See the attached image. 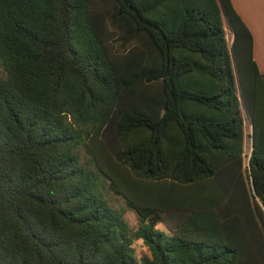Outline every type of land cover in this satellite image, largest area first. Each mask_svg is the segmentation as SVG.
<instances>
[{
	"label": "trees",
	"instance_id": "1",
	"mask_svg": "<svg viewBox=\"0 0 264 264\" xmlns=\"http://www.w3.org/2000/svg\"><path fill=\"white\" fill-rule=\"evenodd\" d=\"M0 264H264V74L231 0H0Z\"/></svg>",
	"mask_w": 264,
	"mask_h": 264
},
{
	"label": "crops",
	"instance_id": "2",
	"mask_svg": "<svg viewBox=\"0 0 264 264\" xmlns=\"http://www.w3.org/2000/svg\"><path fill=\"white\" fill-rule=\"evenodd\" d=\"M231 2L253 37V59L258 71L264 74V0Z\"/></svg>",
	"mask_w": 264,
	"mask_h": 264
},
{
	"label": "rangeland",
	"instance_id": "3",
	"mask_svg": "<svg viewBox=\"0 0 264 264\" xmlns=\"http://www.w3.org/2000/svg\"><path fill=\"white\" fill-rule=\"evenodd\" d=\"M225 26H226L228 44L231 45L233 35L226 21H225ZM244 123H245V133H246L245 153L247 155V158H246V163H247L249 159V155L251 153V140L249 138V135L251 133V128H250L249 120L245 113H244ZM105 198L107 199V201L109 202L112 208L116 210L126 211L125 217L128 220L131 227L136 228L138 226V217L136 213L126 208V205L121 197L115 195L114 193H107L105 194ZM137 247H138V252L141 253L142 252L141 241L136 242V248Z\"/></svg>",
	"mask_w": 264,
	"mask_h": 264
},
{
	"label": "water",
	"instance_id": "4",
	"mask_svg": "<svg viewBox=\"0 0 264 264\" xmlns=\"http://www.w3.org/2000/svg\"><path fill=\"white\" fill-rule=\"evenodd\" d=\"M232 34H233V36H234V33L232 32ZM231 54L233 55V51L231 50ZM233 61H234V58H233ZM244 110V109H243ZM244 113L246 114V116H247V118H248V115H247V112H246V110H244ZM248 120H249V118H248ZM249 123H250V120H249ZM250 125H251V129H252V134H253V125L250 123ZM252 142H253V138H252Z\"/></svg>",
	"mask_w": 264,
	"mask_h": 264
}]
</instances>
